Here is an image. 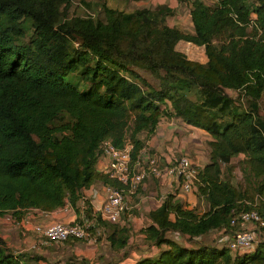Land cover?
Here are the masks:
<instances>
[{"label":"trees","instance_id":"obj_1","mask_svg":"<svg viewBox=\"0 0 264 264\" xmlns=\"http://www.w3.org/2000/svg\"><path fill=\"white\" fill-rule=\"evenodd\" d=\"M68 1L0 0V216L19 221L28 210L67 204L73 221L88 224L90 241L127 249L129 228L103 220L83 191L95 182L121 187L96 168L99 158L108 159L104 142L116 149L130 145L132 166L159 120L178 117L209 136L208 162L194 168L192 184L207 207L198 213L167 194L139 230L158 251L131 264H264L261 239L238 254L224 243L185 246L165 236L177 232L194 240L213 230L229 235L240 230L239 214L251 210L264 221V0H189L192 33L164 23L173 12L167 6L113 11L119 23L110 29L91 15L62 17L59 5ZM179 43L202 49L204 60L186 57L175 48ZM132 68L148 71L156 85ZM238 155L242 172L253 179L258 207L252 194L221 177L220 164ZM68 240L87 241L49 244ZM41 259L14 252L0 238V264Z\"/></svg>","mask_w":264,"mask_h":264},{"label":"crops","instance_id":"obj_2","mask_svg":"<svg viewBox=\"0 0 264 264\" xmlns=\"http://www.w3.org/2000/svg\"><path fill=\"white\" fill-rule=\"evenodd\" d=\"M149 3H151V0H138V5L140 7L146 6ZM192 129L196 128L184 124L178 117H162L157 123L154 130L145 137L144 146L159 157V162L161 165L168 164V162L175 159L174 156L176 152L180 154H186L190 152V150H192L191 148L193 144L197 143L192 136ZM205 135L207 134L205 133ZM144 136V133L140 135L141 138ZM207 140L209 139L207 138ZM192 157L193 158L190 163L193 168H200L208 162L207 151L199 154V156L194 155ZM106 163V159L99 158L96 164L97 170L103 169ZM83 192L84 197L88 198L90 204H92L93 210H96L101 206L105 193L104 187L101 185V183L95 182ZM169 193L173 194L174 197L182 202L187 208H193L198 213L202 212L199 211L201 209V206L205 205L207 207L206 202L201 196L197 195L194 192L181 191L174 176H168L163 179L147 178L140 185L139 191L137 193L131 196H125L124 211H126L127 208H130L131 210L129 212L131 213L124 212L126 216L123 214V219L125 220L123 222H127V226L128 222H133V225H130V230L128 231V241L129 239H132L131 231L135 234V230L137 228L141 229L147 224L148 219L146 217V213L150 210L155 209ZM84 197L82 198L84 199ZM199 203L201 206L199 205ZM76 205L79 208L82 207L81 198L77 201ZM75 218L76 215L74 214L73 209L70 208L67 204L61 208H57L49 212H42L36 209L28 210L24 212L19 219V221H21L22 219L26 220L25 223L22 222L21 226L17 225V223L19 222L17 219H14L12 216H10V214H5L3 216H0V238L8 247L12 248L13 251H15V245L17 250L15 252H26L24 251L26 248L23 249V247H25L32 241V239H30V236H36L32 231V225H49L53 222L67 223L73 221ZM9 220H11V222ZM213 231L221 232L220 230ZM165 236L169 239L175 238L174 240L176 242L177 240H180V238L183 239V237H181L177 232H169L166 233ZM6 237L11 240V244L8 245L9 242ZM200 237L202 236H199L195 239H198ZM217 242H220L219 238ZM74 243L76 244H74V246L72 247V253L76 255L78 261L85 260V262L91 264L100 263V260H98V256L101 252V246L104 248L107 247L110 250L107 242H105L103 239L97 242L81 241ZM184 245L189 246V244ZM164 246L165 245L162 244L159 248ZM157 251L158 248L152 245L148 253L140 257L154 255ZM95 257L96 260L93 262L92 260ZM134 261L135 260H131L129 258H123L122 261H119L117 264H131Z\"/></svg>","mask_w":264,"mask_h":264},{"label":"rangeland","instance_id":"obj_3","mask_svg":"<svg viewBox=\"0 0 264 264\" xmlns=\"http://www.w3.org/2000/svg\"><path fill=\"white\" fill-rule=\"evenodd\" d=\"M250 2H253V0H249ZM167 6L172 9V14L167 15L165 17L164 23L168 26L175 27L178 30H180L183 33H192V25L189 18V9H190V2L189 0H151V3H149L146 6H139L138 0H69L67 3H61L59 5V11L61 12L62 17H70L73 15L76 16H87L91 15L99 20V22L102 25H107L110 29H116L118 27L119 23V15L114 13L113 11H121V12H131L133 10L144 12L145 10H158L159 8ZM143 14L139 15V20L142 21ZM24 29V35H23V42H27L31 30L28 29L29 23L27 21L23 22ZM76 42L75 40L71 41V46L75 47ZM189 46V47H188ZM175 48L181 52H184L186 54V57L196 60L198 62H201L204 60V53H202V49L195 48L191 45H187L185 43H179V45H176ZM70 50V49H69ZM71 52V50H70ZM136 74L144 79L145 81L149 82L152 85H156L157 80L156 78L152 77L148 71H143L137 68H132ZM78 80V79H76ZM226 94L230 97H235L237 92L233 90H226ZM259 114L264 118V96L260 98L259 101ZM200 130V129H199ZM196 129H192V136L196 140L197 143H194L192 146V150L190 152L186 153L185 155L188 156L189 160H192V156L199 154H202L204 152H208V144H207V138L209 139V136L205 135L202 131H199ZM190 131V132H191ZM130 146V145H129ZM197 147V148H196ZM196 148V149H195ZM181 154L176 152L175 158L177 159ZM243 158L242 155H238L230 161L229 165H227L230 168V171L226 172V167L223 164H220L221 167V177L223 179H228V181L236 186L237 188H241L242 190L248 191V195L250 196L252 194L253 204L255 207H258L260 205L259 199L255 198L253 196V179L249 178L245 175L246 172H242L241 166H240V160ZM263 199V198H261ZM199 200V199H198ZM199 202V201H198ZM200 205V203H199ZM203 205V204H202ZM201 206V205H200ZM199 206V207H200ZM131 209L127 208L125 213H131L129 212ZM206 210V206H201V209L199 211ZM124 215L126 216V214ZM123 217V215H122ZM123 221H125L122 218ZM11 222V220H9ZM121 221V219H120ZM115 224L118 227L119 226H127V222L123 225L121 222ZM138 222V221H136ZM130 225H133V222H128V228L130 230ZM135 225V224H134ZM126 228V227H125ZM140 229V228H139ZM139 229L137 228L132 233V239H129L128 241V248L123 249L120 251H113L109 250L107 247H100L101 252L98 256V260H100L99 264H114L119 261H122L123 258H129L131 260H136L140 258V256L145 255L148 253L150 247L152 246L148 242L144 240L141 233L139 232ZM134 234V235H133ZM221 232L218 231H212L198 239L194 240H188L186 238H183L180 240H177L180 244H192V243H204V244H213L218 246L221 242H217L219 235ZM7 238V237H6ZM30 239L32 241L28 243L23 249L26 251V254L30 258L34 257H42L43 259L38 260H31V264H80L78 261V258L76 255L72 253V247L74 246V240H68L59 244H47V245H38L36 244L37 237L36 236H30ZM175 239V238H173ZM8 245L11 244V240L8 239ZM261 240H264V236H261ZM219 243V244H218ZM13 245V244H12ZM12 247V246H11ZM12 249V248H11ZM13 250V249H12ZM14 250H16V246L14 245ZM14 251V252H15ZM23 252V251H22ZM132 254V255H131ZM96 260V257L92 260L93 262ZM88 263V262H87ZM91 264V263H88ZM93 264V263H92Z\"/></svg>","mask_w":264,"mask_h":264},{"label":"built area","instance_id":"obj_4","mask_svg":"<svg viewBox=\"0 0 264 264\" xmlns=\"http://www.w3.org/2000/svg\"><path fill=\"white\" fill-rule=\"evenodd\" d=\"M102 148L108 158L103 167V173L110 178H115L121 184V187H104V199L98 211L101 218L107 222L117 223L120 221V214L125 207L124 194L125 196L134 194L138 185L145 178L163 179L174 176L181 191L192 192L196 172L185 154H181L168 164L161 165L159 157L150 154L149 150L144 147L140 151L138 159L130 166V146L126 145L121 149H116L104 142ZM142 160H144V164ZM237 218L240 230H235L229 235L220 234L219 241L224 243L231 252L241 254L257 243L261 236H264V230H261V233L258 231V228L264 226V221L253 210L240 213ZM22 222L25 223L26 220L22 219L17 225L21 226ZM230 223H233V220ZM87 227L88 224L85 221L81 223L76 221L53 222L49 225H32V231L37 237L36 244L47 245L50 242H61L68 238L90 241L86 231Z\"/></svg>","mask_w":264,"mask_h":264}]
</instances>
